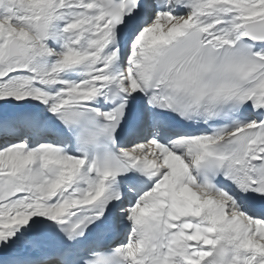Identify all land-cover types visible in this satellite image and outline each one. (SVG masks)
Returning a JSON list of instances; mask_svg holds the SVG:
<instances>
[{
  "label": "snow or ice",
  "instance_id": "1",
  "mask_svg": "<svg viewBox=\"0 0 264 264\" xmlns=\"http://www.w3.org/2000/svg\"><path fill=\"white\" fill-rule=\"evenodd\" d=\"M0 264H264V0H0Z\"/></svg>",
  "mask_w": 264,
  "mask_h": 264
}]
</instances>
